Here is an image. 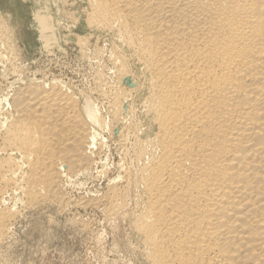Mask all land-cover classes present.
Returning a JSON list of instances; mask_svg holds the SVG:
<instances>
[{
  "label": "bare ground",
  "instance_id": "bare-ground-1",
  "mask_svg": "<svg viewBox=\"0 0 264 264\" xmlns=\"http://www.w3.org/2000/svg\"><path fill=\"white\" fill-rule=\"evenodd\" d=\"M86 2L88 24L115 34L108 105L118 141L137 149L135 167L103 196L110 215L139 193L126 217L146 264H264V0ZM54 78L31 79L0 105V248L18 216L8 201L61 208L65 182L102 146L108 124L97 103ZM141 86L143 123L131 119Z\"/></svg>",
  "mask_w": 264,
  "mask_h": 264
},
{
  "label": "rangeland",
  "instance_id": "rangeland-1",
  "mask_svg": "<svg viewBox=\"0 0 264 264\" xmlns=\"http://www.w3.org/2000/svg\"><path fill=\"white\" fill-rule=\"evenodd\" d=\"M54 2L58 11L53 6ZM87 8L86 0H49L46 6L37 0H0V33L5 35L7 42L2 48L0 44V52L8 54H4L6 56L0 63V105H6L5 99L19 85L35 78L51 80L55 77L71 89L87 92L108 124L98 133L102 146H99L90 169L65 182L63 193L67 202L64 206L29 208L20 195L16 200L8 201L11 207L15 205L13 208L18 216L12 226L11 239L0 248V264H146L137 251L139 239L126 217L141 202L139 193L131 189L126 194L120 214L110 215L108 202L103 198L112 179L122 172V168L135 167L137 149L132 139L126 138L125 143L118 141L120 128L108 105L109 88L114 82V70L108 57L115 34L91 27L85 17ZM37 22L46 28V22L53 23L52 31L40 32ZM84 35H88L87 44H79L80 37ZM10 45L12 48L8 47ZM129 64L131 84L140 85V67L132 60ZM3 70H7L6 74L2 73ZM126 83H129L128 79ZM140 88L134 94V101L131 100L136 110L135 119L134 116L131 119L135 121L137 118L143 123L139 103L143 88ZM119 181L122 186L124 183ZM93 196L99 198L96 204H80L81 199L89 200Z\"/></svg>",
  "mask_w": 264,
  "mask_h": 264
}]
</instances>
